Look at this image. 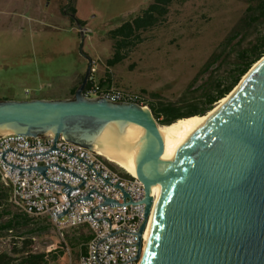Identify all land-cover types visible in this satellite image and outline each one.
<instances>
[{
	"label": "water",
	"instance_id": "95a60500",
	"mask_svg": "<svg viewBox=\"0 0 264 264\" xmlns=\"http://www.w3.org/2000/svg\"><path fill=\"white\" fill-rule=\"evenodd\" d=\"M263 57L227 106L180 133L171 162L160 160L165 143L150 105L83 96L91 59L71 99L0 100V130L28 137L63 135L94 149L95 139L109 124L120 131L128 124L141 126L145 136L133 172L145 188L139 264H264ZM156 182L162 192L142 249Z\"/></svg>",
	"mask_w": 264,
	"mask_h": 264
},
{
	"label": "rangeland",
	"instance_id": "374dc122",
	"mask_svg": "<svg viewBox=\"0 0 264 264\" xmlns=\"http://www.w3.org/2000/svg\"><path fill=\"white\" fill-rule=\"evenodd\" d=\"M152 2L75 0L81 27L63 12L66 0H0V100L73 98L89 59L96 63V74L98 67H108L106 62L114 53L110 31ZM247 6V0H175L166 19L142 32V42L126 50L125 60L112 67L113 83L140 93L144 88L160 94L164 102L177 101L219 51ZM255 37L254 31L244 41L236 39L229 47L233 52L214 72H226L236 51L248 47ZM208 76L194 85L190 99H198L197 87ZM146 97L149 103L155 100L150 94ZM61 242L52 225L42 236L10 243L12 252L24 255Z\"/></svg>",
	"mask_w": 264,
	"mask_h": 264
},
{
	"label": "built area",
	"instance_id": "2783aa9c",
	"mask_svg": "<svg viewBox=\"0 0 264 264\" xmlns=\"http://www.w3.org/2000/svg\"><path fill=\"white\" fill-rule=\"evenodd\" d=\"M96 72L92 62L83 91L86 99L149 105L144 94L100 81ZM0 176L11 188L14 206L31 216L47 217L66 246L68 230H84L89 239L85 251H78L75 264L140 263L144 184L97 150L72 143L63 135L55 139L53 133L38 137L0 133Z\"/></svg>",
	"mask_w": 264,
	"mask_h": 264
},
{
	"label": "trees",
	"instance_id": "16d2710c",
	"mask_svg": "<svg viewBox=\"0 0 264 264\" xmlns=\"http://www.w3.org/2000/svg\"><path fill=\"white\" fill-rule=\"evenodd\" d=\"M66 1H68V7H64L63 12L72 18V22L76 21L78 25L83 27V23L75 17L77 13L75 0ZM174 1L153 0L146 9L131 15L119 27L111 30L109 35L114 40V53L107 60V66L112 68L123 62L126 58V50L142 42L141 33L160 25L166 19L169 7ZM247 3L245 13L231 34L221 44L219 51L212 54L177 101L164 102L161 100L160 94L142 90V94L145 96L150 94L155 99L149 105L160 125H171L180 119L206 115L232 92L252 66L264 56V0H247ZM254 31L256 37L249 43L248 47L236 51L235 59L230 63L229 69L222 74H216L214 72L217 69L215 66L222 67L226 57L233 52V50L229 52V47L233 42L238 38L240 41H244ZM207 74H209L208 78L197 87V90H201L198 99H190L188 93L199 79ZM107 75L110 76L108 73ZM84 76L80 84L72 91V96L75 95ZM106 81L112 82L109 78ZM51 226L52 224L47 217L31 216L16 208L11 202V188L2 181L0 176V233L12 235L17 239H34L50 231ZM65 239L67 246L61 242L57 244V250L63 252L69 249L75 255L77 248L81 245H83L82 250L85 251L84 244L89 237L83 229H71L65 234ZM47 255H52L50 259H56V254L53 252H47ZM44 259L45 254L30 253L16 264H41Z\"/></svg>",
	"mask_w": 264,
	"mask_h": 264
},
{
	"label": "bare ground",
	"instance_id": "6f19581e",
	"mask_svg": "<svg viewBox=\"0 0 264 264\" xmlns=\"http://www.w3.org/2000/svg\"><path fill=\"white\" fill-rule=\"evenodd\" d=\"M262 60H264V57ZM258 64H256L254 68L258 66ZM246 76L227 97L222 99L215 106V108L208 112L206 115L184 118L176 121L171 125L159 126V130L165 143V152L160 160L162 162H171L172 160H174L175 154L181 144L180 133L189 130L201 123L209 121L215 114H217L220 110L227 106L232 100V98L236 95V93L240 90L241 85L245 81ZM9 132L11 131L0 130V133ZM144 136L145 130L137 124H128L121 131L116 124H109L97 136L93 143V147L95 146L96 142L97 150L100 151L98 152L101 155L105 156L108 160L117 164L118 166L124 168L127 172L134 174V162L137 153L143 143ZM144 164L145 163H143V165ZM161 192L162 187L160 183H153L152 194L155 196V202L150 215V219L146 226V231L144 230L146 241L148 240L150 227L156 211V205L160 199Z\"/></svg>",
	"mask_w": 264,
	"mask_h": 264
},
{
	"label": "crops",
	"instance_id": "0c3cea01",
	"mask_svg": "<svg viewBox=\"0 0 264 264\" xmlns=\"http://www.w3.org/2000/svg\"><path fill=\"white\" fill-rule=\"evenodd\" d=\"M100 66V65H99ZM112 68L106 67L105 69H102L101 67H98V73L96 74V78L100 81H105L106 79H111L113 82V75H112ZM107 73L110 75L108 76ZM144 90V88H142ZM18 100V99H16ZM27 100V99H22ZM51 100V99H46ZM17 238L13 237L9 234H3L0 233V264H16L19 262L25 255L30 254L26 253L24 255L19 253L12 252L11 248V241L16 240ZM55 250V251H53ZM82 250V245L79 246L76 250V254L73 255L72 252L67 249L66 251H58L57 250V244L53 245V247L41 250L39 252H31L32 254H45V259L41 264H75V261L77 259V253L78 251ZM47 252H53L56 254V259H50L52 258V255H47Z\"/></svg>",
	"mask_w": 264,
	"mask_h": 264
}]
</instances>
